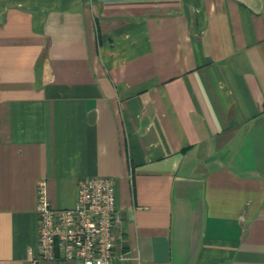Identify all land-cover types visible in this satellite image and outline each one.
Returning <instances> with one entry per match:
<instances>
[{
	"label": "crops",
	"instance_id": "crops-1",
	"mask_svg": "<svg viewBox=\"0 0 264 264\" xmlns=\"http://www.w3.org/2000/svg\"><path fill=\"white\" fill-rule=\"evenodd\" d=\"M86 176L114 264H264V0H0V264Z\"/></svg>",
	"mask_w": 264,
	"mask_h": 264
},
{
	"label": "built area",
	"instance_id": "built-area-1",
	"mask_svg": "<svg viewBox=\"0 0 264 264\" xmlns=\"http://www.w3.org/2000/svg\"><path fill=\"white\" fill-rule=\"evenodd\" d=\"M38 251L34 262L55 259L78 264H114L115 230L122 224L114 183L106 176H86L77 182L74 204L53 208L45 186L37 187Z\"/></svg>",
	"mask_w": 264,
	"mask_h": 264
}]
</instances>
